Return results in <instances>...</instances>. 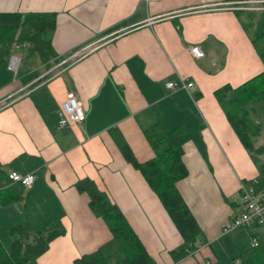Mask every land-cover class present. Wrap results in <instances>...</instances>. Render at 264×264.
<instances>
[{"label": "crops", "instance_id": "obj_1", "mask_svg": "<svg viewBox=\"0 0 264 264\" xmlns=\"http://www.w3.org/2000/svg\"><path fill=\"white\" fill-rule=\"evenodd\" d=\"M239 2L0 0V12L56 13L49 62L18 44L0 45V162L6 172L35 174L21 198H0L7 249L14 225L39 230L57 217L65 231L49 241L38 264H74L96 248L114 251L109 227L75 186L89 177L117 204L155 264H233L236 257L244 264L255 247L252 237L257 246L264 241V224L226 233L221 224L241 206L239 182L259 172L214 95L264 68L235 13ZM190 44L204 55L194 56ZM10 54L20 57L16 73L7 66ZM179 76L194 86L165 87ZM69 89L76 90L85 118L60 127L57 109ZM156 123L189 132L182 144L187 174L176 186L203 243L186 255L177 252L183 238L167 210L119 144L121 137L139 161L152 157L144 130Z\"/></svg>", "mask_w": 264, "mask_h": 264}, {"label": "trees", "instance_id": "obj_2", "mask_svg": "<svg viewBox=\"0 0 264 264\" xmlns=\"http://www.w3.org/2000/svg\"><path fill=\"white\" fill-rule=\"evenodd\" d=\"M260 4L262 8H236L235 13L264 65V0ZM55 18L56 13L53 11L0 12V45L9 48L12 44H18L27 54L37 53L42 62H49L55 56L50 37ZM214 95L241 143L256 163L259 178L264 181V145L254 143L264 126V68L236 86L229 83L219 86ZM252 101L257 103L258 110L250 104ZM251 114L261 115L260 120L255 121ZM144 133L154 151L152 157L139 161L121 137L120 147L126 159L139 169L167 210L183 238L177 252L186 255L203 243L199 225L176 186L177 180L187 174V167L182 159V144L189 138V132L184 126L165 130L156 123L145 129ZM9 182L7 172L0 162V198H21L23 184L19 182L17 186L10 187ZM75 186L87 192L90 208L109 227L116 244L115 254L119 255L117 264H155L123 212L105 190L98 188L89 177L78 179ZM12 230L16 232V237L8 249L0 239V264H38L36 257L65 228L59 218L51 217L39 230H32L20 223L14 225ZM73 262L110 264L109 256L101 248L81 254ZM244 264H264V258L258 252L251 251Z\"/></svg>", "mask_w": 264, "mask_h": 264}, {"label": "built area", "instance_id": "obj_3", "mask_svg": "<svg viewBox=\"0 0 264 264\" xmlns=\"http://www.w3.org/2000/svg\"><path fill=\"white\" fill-rule=\"evenodd\" d=\"M239 1L241 2L245 0ZM188 48L190 52L196 57H202L204 55L203 49L198 44H190ZM75 54H77V52L71 54L70 56H74ZM19 63V55L10 54L8 56L7 66L14 73L17 72ZM57 65H59V63L55 64L52 68L56 67ZM62 69L64 68L60 67V69L57 70L56 73L60 72ZM193 86V80L182 76H179L176 79H169L165 81V87L170 90L177 88H184L186 90H189V88ZM84 118L85 111L77 97L76 90H67L64 98L59 104L57 120L58 125L61 127L71 123H80L83 121ZM7 175L10 182H20L24 186L32 183L35 178L34 172L20 174L15 170H10L7 172ZM239 191L241 198V206L238 211L233 212L228 219L222 222V233H226L231 228L237 226H243L251 223L264 224V181L261 180L258 175L248 180H241L239 182ZM257 244L258 239L253 236L251 239V246H257ZM195 250L196 249L190 250L189 253H192ZM233 264H240V260L238 257L233 260Z\"/></svg>", "mask_w": 264, "mask_h": 264}, {"label": "rangeland", "instance_id": "obj_4", "mask_svg": "<svg viewBox=\"0 0 264 264\" xmlns=\"http://www.w3.org/2000/svg\"><path fill=\"white\" fill-rule=\"evenodd\" d=\"M260 1L261 0H245V1L239 2L238 4L240 5L239 8H244V9H258V8H262V6L260 4ZM250 6H256V7H250ZM244 18L247 19L246 14H244ZM30 61L31 60L28 59L27 63H30ZM250 104L256 106L257 107V110H258V106H257V103L256 102L252 101ZM57 113H58V109H57ZM251 115H252V118L255 121H258L261 118V115H259V114H255V115L254 114H251ZM263 115H264V112H263ZM254 143H255V145H259V144L264 145V126L262 127L260 133L255 137ZM259 155H261V154H259ZM255 165H256V163H255ZM3 239H4V237H3ZM113 243L115 245V242L114 241H113ZM262 248H264V241L261 243L260 246H255L254 248H251L252 249L251 251L258 252L263 257L264 254H262V253H264V251L262 250ZM108 256H109V262H110V264H117L118 263V261H119V255L118 254L117 255L115 254V250L114 251H111Z\"/></svg>", "mask_w": 264, "mask_h": 264}]
</instances>
